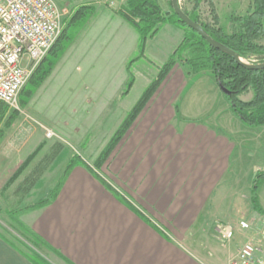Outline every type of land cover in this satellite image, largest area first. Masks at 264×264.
Returning a JSON list of instances; mask_svg holds the SVG:
<instances>
[{"label": "crops", "instance_id": "1", "mask_svg": "<svg viewBox=\"0 0 264 264\" xmlns=\"http://www.w3.org/2000/svg\"><path fill=\"white\" fill-rule=\"evenodd\" d=\"M99 9L43 90L66 127L69 116L80 123L72 129L76 143L101 148L97 157L152 83L156 65L165 64L183 39L166 25L140 57L135 29L113 10ZM133 60L135 81L122 96ZM206 75L212 76L173 68L107 161L116 186L78 164L53 176L60 185L52 203L24 214L22 220L66 264H216L215 245L230 243L221 241L217 227L235 229L230 223L240 218L242 205H250V193L241 196L236 182L227 187L235 150L227 127L202 120L207 103L193 90ZM138 77L143 86L136 91ZM244 243L235 244L224 264ZM0 264L31 263L0 236Z\"/></svg>", "mask_w": 264, "mask_h": 264}, {"label": "trees", "instance_id": "2", "mask_svg": "<svg viewBox=\"0 0 264 264\" xmlns=\"http://www.w3.org/2000/svg\"><path fill=\"white\" fill-rule=\"evenodd\" d=\"M204 1L211 0H191L193 3L191 10H187L182 5H180V8L193 22L201 26L203 31L219 46L235 53L241 60H251L252 57H255L256 63H252L253 65L264 64V44L262 43L264 40V0H248V8L245 14H230L228 21L231 23V32L227 31V27L215 10H213V22L209 23L205 21L201 15V5ZM113 11L137 32L139 36L140 57H143L149 40L153 39L166 25L172 26L183 33V39L177 50H175L165 64L161 66L156 65L158 68L157 77L144 91L139 102L127 114L108 146L96 159L95 165L98 168H102L107 163L119 142L135 123L148 101L153 97L176 65L189 68L190 75L211 74L225 95L234 116L246 127L255 129L264 127V69L260 71L250 70L234 60L230 53L214 48L196 31L182 22L174 12L173 7L170 12L164 11L158 0H125L118 10ZM94 12V4L90 3L80 5L71 11L69 17L64 20L65 26L62 35L36 68L32 80L22 90L21 104L26 106L30 103L39 88L52 74L72 41L75 40L78 31L91 19ZM136 60H133L128 65L130 79L123 90L122 96L129 93L135 81L131 64ZM250 92H253L251 100L243 101L240 99L242 94ZM7 109H9L7 106L0 107V138L3 134L2 131L5 129L4 126L10 127L12 119L15 116L13 114L9 118H6L5 113ZM39 151L37 150L21 165L10 180L9 185L21 177ZM62 151L63 146L61 144L55 145L52 152L45 156L24 177L15 190L17 206L20 207L28 196L31 195L45 172L56 161ZM78 164L79 162L76 159L71 160L66 167L65 173H68ZM263 183L264 170L254 176L250 194L252 207L259 213L261 210L258 190ZM56 194V191L52 192L50 199L40 200L23 212L18 211L19 207L5 211V214L14 225V229L19 231L20 237H15L17 240H10L4 234H0V236L31 264H51L47 258L37 252L43 250L47 254H53L62 259L65 264L68 263L22 220L23 215L28 211L40 210L52 203Z\"/></svg>", "mask_w": 264, "mask_h": 264}, {"label": "rangeland", "instance_id": "3", "mask_svg": "<svg viewBox=\"0 0 264 264\" xmlns=\"http://www.w3.org/2000/svg\"><path fill=\"white\" fill-rule=\"evenodd\" d=\"M54 1L61 13V36L65 26L64 20L69 17L72 10L79 7L80 5L88 3L94 4L95 12L93 13L92 17L95 18L98 10H100L99 8L118 10L125 0ZM158 2L164 11H171V0H158ZM178 2L179 5H182L187 10H191L193 8V3L191 0H178ZM247 8L248 0L204 1L201 5V15L205 21L211 23L213 22V10H215L227 27V31L231 32V23L228 21L229 15H243L247 11ZM92 17L90 20H92ZM90 20L81 28V30L84 29L85 26H89ZM81 30L78 31V34L81 32ZM73 43L74 41H72L69 46L71 50L73 49ZM262 43L264 44V40ZM68 49L66 50V53ZM157 61L159 60L157 59ZM242 62L248 65H253L252 63H256V60L255 57H252L251 60H242ZM40 63L37 66L30 67L31 74L26 86L32 80L33 73ZM156 77L157 75H155V78ZM47 80L39 88L28 105L25 106L21 104L22 96L20 94L17 109H7L5 113L6 118H9L15 114L10 127L4 126L5 129L2 131L3 134L0 138V233L4 234L10 240H17L15 237L19 238L20 234L18 233V230L14 229V225L9 217L5 214V211L19 207L16 204L17 198L15 196V190L23 181L24 177H26L31 172V170L36 165H38L41 160H43L45 156L52 152L55 145L61 144L63 146V151L59 155V159L57 158L58 161L56 159V161L51 165V167L53 166L52 171L47 173L46 177L41 179L31 195L28 196L24 203L18 208V211L23 212L25 209L36 204L40 200L50 199V193L56 190L60 185L57 184L56 186L57 181L52 179L53 176L59 172H62L64 169L66 171V167L71 160L76 159L80 165L83 167H89L90 170L97 173L99 177L104 180L108 178V184L111 187L112 185H115L114 182L112 183L113 176L110 174L113 173L111 170L109 172L108 162L102 168H98L95 165V159L98 158L97 155L99 154V150H101V148H99L98 151L94 149L95 147L82 149V146L76 143L72 134V129L75 128L76 124L79 125L80 123H75L74 125L72 122V118H74V116H69L70 121L66 127V122L64 120L62 121L65 116H60L56 113L57 108L47 104L45 100L46 94L44 95L43 93ZM141 80V77H138L139 86L137 85L136 91L139 90L141 86H143V84L140 83ZM193 85L189 83V89H191ZM217 85L218 84L213 76L206 75L200 82H198V85L194 87L193 93H200L204 95L205 99L202 101L207 103L204 108L205 111L204 116H202V120H205V122L209 124H224L227 127V132L232 135L230 138L235 144V150L231 157V168L229 174L227 175V178L229 177V179H227V183L229 182L231 184L228 183L229 185H227V187H231L232 183L236 182V184L240 185L242 194L241 196H244L248 193V190L251 194L254 176L258 172L264 170V127L256 129L246 127L231 112L225 95L220 92L218 89L219 86ZM252 97L253 92H250L242 94L240 99L243 101H249L252 99ZM70 124L72 127H70ZM49 132L52 134V137L50 138L48 137ZM38 146L41 149L36 155L35 159L32 161V163H30V165H28L21 177L13 184L9 185L11 179L5 177L7 171H10L11 174H16L21 165L28 160V158L33 154V152L36 150V147ZM60 181L62 180L60 179ZM259 195L260 204H262V207L264 208V183L258 190V196ZM249 202L250 205H247V207H245L246 205H242L241 210L236 212L241 215L236 221L238 226L235 225L236 222L230 223V225L235 228L233 240L225 246H221L220 243L217 244V246L215 245L216 251L213 253V256L215 257L214 262L216 264H224L227 261L228 253L233 250L235 244L238 242L245 241L244 244H246L247 242L252 241L258 247L264 250V211L260 206L261 212H256L251 207L252 204L250 199ZM242 222L246 223L249 228L243 229L244 231L238 229L240 227L239 224ZM219 227L220 226L217 228ZM37 252L47 258L51 264H61L54 255H48L45 250Z\"/></svg>", "mask_w": 264, "mask_h": 264}, {"label": "built area", "instance_id": "4", "mask_svg": "<svg viewBox=\"0 0 264 264\" xmlns=\"http://www.w3.org/2000/svg\"><path fill=\"white\" fill-rule=\"evenodd\" d=\"M60 33L61 13L54 0H0V107L17 109L30 67L47 56ZM240 226L249 228L243 222ZM219 233L224 244L234 238L230 226H220ZM231 264H264V250L247 242Z\"/></svg>", "mask_w": 264, "mask_h": 264}, {"label": "water", "instance_id": "5", "mask_svg": "<svg viewBox=\"0 0 264 264\" xmlns=\"http://www.w3.org/2000/svg\"><path fill=\"white\" fill-rule=\"evenodd\" d=\"M172 2V7L174 12L177 14V16H179V18L181 19L182 22H184L187 26H189L190 28H192L194 31H196L202 38H204L211 46H213L214 48L218 49V50H222L225 52L230 53V55L234 58V60H236L239 64H241L242 66L250 69V70H255V71H260L264 69V64H260V65H248L242 62V60L233 52L228 51L226 49H224L223 47L219 46L217 43H215L213 41L212 38H210L201 28V26H199L198 24H196L195 22H193L188 16H186L183 11L180 8L179 2L178 0H171Z\"/></svg>", "mask_w": 264, "mask_h": 264}]
</instances>
